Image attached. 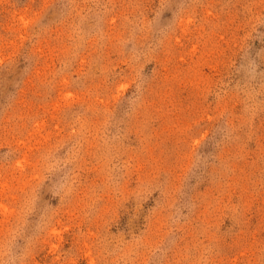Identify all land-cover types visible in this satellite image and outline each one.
<instances>
[{"label": "rangeland", "instance_id": "obj_1", "mask_svg": "<svg viewBox=\"0 0 264 264\" xmlns=\"http://www.w3.org/2000/svg\"><path fill=\"white\" fill-rule=\"evenodd\" d=\"M0 264H264V0H0Z\"/></svg>", "mask_w": 264, "mask_h": 264}]
</instances>
